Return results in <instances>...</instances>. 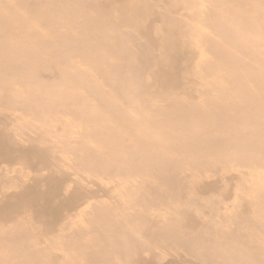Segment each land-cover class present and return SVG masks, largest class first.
<instances>
[{
    "label": "bare ground",
    "instance_id": "6f19581e",
    "mask_svg": "<svg viewBox=\"0 0 264 264\" xmlns=\"http://www.w3.org/2000/svg\"><path fill=\"white\" fill-rule=\"evenodd\" d=\"M0 264H264V0H0Z\"/></svg>",
    "mask_w": 264,
    "mask_h": 264
}]
</instances>
